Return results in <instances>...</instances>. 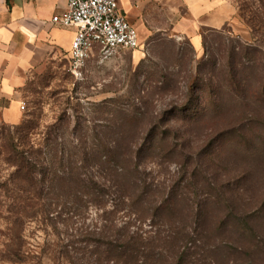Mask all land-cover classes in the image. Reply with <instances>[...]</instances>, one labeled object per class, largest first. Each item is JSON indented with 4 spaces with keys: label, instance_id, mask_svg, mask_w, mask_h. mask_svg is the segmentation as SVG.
Segmentation results:
<instances>
[{
    "label": "rangeland",
    "instance_id": "rangeland-1",
    "mask_svg": "<svg viewBox=\"0 0 264 264\" xmlns=\"http://www.w3.org/2000/svg\"><path fill=\"white\" fill-rule=\"evenodd\" d=\"M228 1L235 13L222 27L225 34L206 31L208 55L204 58L194 49L188 33L177 26L184 18L190 17L184 1L166 0V13L159 6L152 16L141 17L135 22L128 19L138 31L141 42L138 49L120 50L107 57L96 51L76 74L71 71L67 59L53 68L32 74L20 90L21 104L25 105L21 109L20 121L8 123L0 113V264L88 262L94 259L96 250L86 234L102 228L127 229L146 238L155 237L154 243L164 246L158 241V235L168 236L171 228L184 227L187 231H194L199 227L198 222L203 224L202 218H206L205 224H212L219 218L221 208L208 201V182L226 192H230L228 185L233 191L241 190L243 197L235 208L239 212L259 208L264 202V152L247 160L242 158L243 150H237L236 143L231 142L234 135L225 131L235 120L230 113L226 118L221 116L222 120H217L220 116H212L196 123L190 118H196L194 111L202 110L214 96L213 91H204L206 87L202 83L211 78L213 67L209 65L214 62V57L218 59L215 70L219 66L217 54L221 45L217 39L226 45L238 39L244 42L253 40L250 28L239 15V5L244 4L247 15L258 6L264 13V0ZM148 19L153 21L148 22ZM216 79L217 76L212 82L215 83ZM195 83L203 88L197 95L199 106L191 109L186 106L185 109L184 104L190 97L189 87ZM177 108L180 110L175 114ZM255 117L258 118L251 128L255 132L249 136L253 135L250 139L255 146H261L264 113ZM26 120L33 126L27 131V137L20 132L14 133L11 127ZM158 128L164 131V135L152 137ZM9 133L15 140L23 141L27 148L30 145H34V149L42 148L47 159L57 153L64 156L65 162L74 160L71 164L80 162L82 152L90 155L102 152L106 146L117 142V134L124 133L120 145L142 148L139 168L132 169V172L143 192V199L154 200L153 204L159 205L169 197L174 200L173 215L160 212L154 215L152 210H146V215L140 217L136 208L132 210L118 200L113 188L106 193L102 208L96 201H91L90 195H86L89 197L85 198L86 201L77 203L73 196L59 195L56 189L47 195L45 210L27 220L21 235V257L13 259L9 247L14 242L15 215L10 210L16 196L21 197L25 192L16 190L15 166L7 161ZM240 162L251 164L253 169V182L249 186L241 178L244 166ZM98 166L94 163L80 172L106 182V171ZM142 210L144 212L145 208ZM198 212L202 213L200 221L196 219ZM256 224L259 237L264 240V214ZM199 238L195 233V241L199 240L196 245H200L198 248L202 246L200 251L203 250L205 257L191 264H241L249 261L264 264V251L255 260L238 253L222 259L212 255L215 246L212 244L227 238ZM154 264L166 263L157 259Z\"/></svg>",
    "mask_w": 264,
    "mask_h": 264
},
{
    "label": "trees",
    "instance_id": "trees-1",
    "mask_svg": "<svg viewBox=\"0 0 264 264\" xmlns=\"http://www.w3.org/2000/svg\"><path fill=\"white\" fill-rule=\"evenodd\" d=\"M259 8L260 6L255 11L251 9V15H247L244 11V4L239 5V15L253 35L251 42L238 39L235 40L236 42L226 45L217 39L216 42L221 45L217 54L220 59L219 66L215 70L218 59L214 57V62L209 65L213 67L211 78H207V81L202 83L206 87L204 91H213L214 96L208 100L202 110L194 111L197 114L196 118L195 116L190 117L195 119L192 122L197 123L212 116H220L217 120H222L229 113L233 115L235 120L229 124V128L225 131L226 134L234 135L231 142L236 143L237 150H243L242 158L244 160H247L248 157L250 159L251 156L252 158L261 156L264 152V140L261 146H255L250 139L253 135L249 136L255 132L251 130L253 122L258 118L255 116L264 113V13ZM208 30L225 34L224 28L220 30L203 28L201 32L202 58L208 55V40L205 35ZM216 76L217 79L214 83L212 81ZM201 91L203 88L197 83L189 87L190 97L184 104L185 109H187L186 106L189 109L199 106L197 95ZM259 104L262 106L259 107ZM178 110L180 108H177L174 113L176 114ZM221 116L224 117L221 118ZM26 121L13 125L11 128L15 130L14 133L20 132L27 137V131L33 126L29 124L28 120ZM246 126L248 127L246 128ZM159 134L164 135V131H161L160 128L154 132L152 137L155 138ZM13 137V134L9 133L7 161L15 166L16 190L25 192V195L21 197L16 196V201L10 210L15 215L12 236L14 242L13 245L11 244V248L9 247L10 257L13 259L21 257V235L27 220L37 215L38 211L45 210L47 195L56 189L59 195L73 196L77 203L86 201L85 198H89L86 195H90L91 201H96L99 204L98 207L102 208L105 206L102 203L106 201V193L113 188L118 200L132 210L136 208L140 217H143V214L146 215V210H152L154 215L159 212L166 216L173 215L174 200L169 197L159 205L153 204L156 202L154 200L143 199V192L140 191L141 188L135 181L132 172V169L138 170L139 168L138 159L141 158L142 148H133L132 146L126 148L120 145V140L125 138L124 133L117 134V142L106 146L102 152L91 155L89 152H82L79 158L80 162L74 164H71V161L74 160L69 159L65 162L64 156H58L57 153L53 155L52 159H47L42 154V148L34 149V145L27 148L23 145L25 144L23 141L15 140ZM26 137L23 138L24 141H26ZM163 142L167 143V141ZM168 154L166 152V155ZM92 160L101 162H91ZM94 163L105 169L106 182H99L94 177L89 178L85 174L86 172H80L82 169H88L89 165ZM240 164L244 166L241 178L249 186V183L253 182L252 175L254 174L251 164L247 162H240ZM87 180L88 182H86ZM108 182L109 185H107ZM228 189L230 192L218 189L210 182L207 183L208 201L211 202L210 204L216 205L217 208H221L219 218L212 224H205L206 218L201 219L202 213L198 212L196 219L197 221L201 219L203 224L198 222L199 227L194 231H187L184 227L171 228L168 236L158 235V241L163 242L164 246L154 243L157 240L155 237L146 238L141 234L126 231L127 229L107 230L102 228L99 229L100 231L95 230L86 234L87 239H90L88 241L90 243L92 241L95 245L96 256L94 259L82 263L79 260H72V264H154L157 259L165 260L166 264H191L194 260L201 261L205 257L203 250L200 251L202 246L198 248L200 245H196L199 240L195 241V233L199 234L200 240L216 237L228 239H221V242L217 244L213 242L212 245L215 246L211 250L212 255L225 259L226 255L238 253L246 254L251 260H255L264 251V240L259 237L256 224L257 219L264 214V202L252 212H239L235 208L239 206V199L243 197V192H240L241 190L233 191L229 185ZM143 208H145L144 212L141 211ZM241 264L255 263L249 261Z\"/></svg>",
    "mask_w": 264,
    "mask_h": 264
},
{
    "label": "crops",
    "instance_id": "crops-1",
    "mask_svg": "<svg viewBox=\"0 0 264 264\" xmlns=\"http://www.w3.org/2000/svg\"><path fill=\"white\" fill-rule=\"evenodd\" d=\"M183 1L190 17L177 26L202 53L200 28L221 29L235 9L228 0ZM159 6L166 13V0H120L121 10L133 22L156 14ZM66 8L67 0H0V113L8 123L21 119L20 90L32 74L70 59L77 27L53 21Z\"/></svg>",
    "mask_w": 264,
    "mask_h": 264
},
{
    "label": "built area",
    "instance_id": "built-area-1",
    "mask_svg": "<svg viewBox=\"0 0 264 264\" xmlns=\"http://www.w3.org/2000/svg\"><path fill=\"white\" fill-rule=\"evenodd\" d=\"M63 26H76L70 49V69L76 74L99 51L109 56L141 45L135 26L120 7V0H67L66 10L53 17ZM21 109L25 108L22 102Z\"/></svg>",
    "mask_w": 264,
    "mask_h": 264
}]
</instances>
